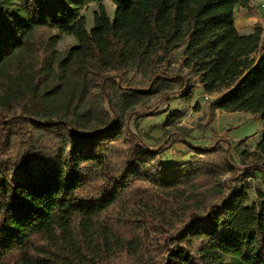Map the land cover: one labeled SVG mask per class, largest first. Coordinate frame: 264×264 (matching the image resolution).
I'll return each mask as SVG.
<instances>
[{"label": "trees", "instance_id": "1", "mask_svg": "<svg viewBox=\"0 0 264 264\" xmlns=\"http://www.w3.org/2000/svg\"><path fill=\"white\" fill-rule=\"evenodd\" d=\"M103 1L0 0V264H264V134L236 143L244 167L187 133L171 142L190 157L164 164L173 132L138 125L197 86L211 113L264 123V29L235 24L251 1L111 0L112 18Z\"/></svg>", "mask_w": 264, "mask_h": 264}, {"label": "rangeland", "instance_id": "2", "mask_svg": "<svg viewBox=\"0 0 264 264\" xmlns=\"http://www.w3.org/2000/svg\"><path fill=\"white\" fill-rule=\"evenodd\" d=\"M102 4L108 16L112 18L116 8L115 4L111 0H104ZM97 10H99V3L92 2L82 11V14L86 17L87 29L94 26V13ZM74 43H77L75 37L61 35L57 42V47L65 49ZM183 49L184 46L174 52L173 68L177 67ZM216 95L217 93H206L201 86H197L188 98L171 95L167 100L162 102L154 100L149 105H157L155 108L158 111L157 114L138 119L139 129L153 137H162L164 130H171L173 133L167 136L165 140L168 142L179 139L180 135L187 133L189 136L186 137V141L198 147H209L217 142H221L226 147L230 146L231 159L235 165L244 167L253 163L257 159L256 156L249 155L244 160H241L234 152V149L236 143L244 138H247L246 143L251 151L256 149L258 142L264 134L262 118L250 111L226 112L215 110L214 113H211L209 104ZM176 112H179V117H176L165 128V123ZM132 125L135 126L134 120ZM150 142L158 144V141L154 139L150 140ZM171 143L173 145L166 151L162 159L164 164H179L190 157L191 152L186 150L184 146L185 142L172 141ZM250 180L254 186L263 185L264 174L260 170H256L250 177ZM251 193L252 197L255 198L254 191H251Z\"/></svg>", "mask_w": 264, "mask_h": 264}, {"label": "crops", "instance_id": "3", "mask_svg": "<svg viewBox=\"0 0 264 264\" xmlns=\"http://www.w3.org/2000/svg\"><path fill=\"white\" fill-rule=\"evenodd\" d=\"M260 15L259 7L252 2L249 7H238L235 11V24L240 33L251 32Z\"/></svg>", "mask_w": 264, "mask_h": 264}, {"label": "built area", "instance_id": "4", "mask_svg": "<svg viewBox=\"0 0 264 264\" xmlns=\"http://www.w3.org/2000/svg\"><path fill=\"white\" fill-rule=\"evenodd\" d=\"M250 1L259 7L261 15L258 23L261 26V28L264 29V0H250Z\"/></svg>", "mask_w": 264, "mask_h": 264}]
</instances>
